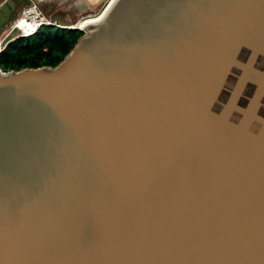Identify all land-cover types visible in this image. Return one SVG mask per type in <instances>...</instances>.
<instances>
[{"label": "water", "instance_id": "95a60500", "mask_svg": "<svg viewBox=\"0 0 264 264\" xmlns=\"http://www.w3.org/2000/svg\"><path fill=\"white\" fill-rule=\"evenodd\" d=\"M75 28L57 65L0 66V264H264V0Z\"/></svg>", "mask_w": 264, "mask_h": 264}, {"label": "trees", "instance_id": "16d2710c", "mask_svg": "<svg viewBox=\"0 0 264 264\" xmlns=\"http://www.w3.org/2000/svg\"><path fill=\"white\" fill-rule=\"evenodd\" d=\"M83 30L47 25L28 36L17 37L0 52L3 70L55 66L72 50Z\"/></svg>", "mask_w": 264, "mask_h": 264}, {"label": "rangeland", "instance_id": "374dc122", "mask_svg": "<svg viewBox=\"0 0 264 264\" xmlns=\"http://www.w3.org/2000/svg\"><path fill=\"white\" fill-rule=\"evenodd\" d=\"M3 1L4 0H0V3ZM31 2H37L48 17L59 21L62 25L74 24L76 26L75 23L79 21L82 16L84 18L85 16L98 15L101 13L110 0H23L13 13L10 21L5 25V28H8L11 21ZM4 35L5 34L1 32L0 38H3ZM9 41L7 39L4 40L1 47L4 49Z\"/></svg>", "mask_w": 264, "mask_h": 264}, {"label": "built area", "instance_id": "2783aa9c", "mask_svg": "<svg viewBox=\"0 0 264 264\" xmlns=\"http://www.w3.org/2000/svg\"><path fill=\"white\" fill-rule=\"evenodd\" d=\"M47 25H57L69 28L76 27L74 24L62 25L59 21L48 17L37 2H31L11 21L8 28L3 29L2 33L5 35L3 38H0V52L3 50L1 45L4 40L7 39L8 41H11L20 36H28L37 31L40 27Z\"/></svg>", "mask_w": 264, "mask_h": 264}, {"label": "bare ground", "instance_id": "6f19581e", "mask_svg": "<svg viewBox=\"0 0 264 264\" xmlns=\"http://www.w3.org/2000/svg\"><path fill=\"white\" fill-rule=\"evenodd\" d=\"M113 2L114 0H110L108 5L98 15L85 16L84 18L82 16L81 19L75 23L76 26H78L79 28L88 29L90 26L95 25L97 22H99L102 19V17L104 16V14L106 13V11Z\"/></svg>", "mask_w": 264, "mask_h": 264}, {"label": "flooded vegetation", "instance_id": "af4514ba", "mask_svg": "<svg viewBox=\"0 0 264 264\" xmlns=\"http://www.w3.org/2000/svg\"><path fill=\"white\" fill-rule=\"evenodd\" d=\"M22 2H23V0H17V6H16V8H15V11L17 10L18 6H19ZM15 11H14V12H15ZM14 12H13V13H14ZM12 15H13V14H12Z\"/></svg>", "mask_w": 264, "mask_h": 264}]
</instances>
